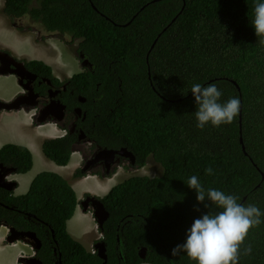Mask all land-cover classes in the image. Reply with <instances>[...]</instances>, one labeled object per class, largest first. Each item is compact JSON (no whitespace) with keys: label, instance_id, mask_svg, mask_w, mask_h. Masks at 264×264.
I'll return each mask as SVG.
<instances>
[{"label":"trees","instance_id":"1","mask_svg":"<svg viewBox=\"0 0 264 264\" xmlns=\"http://www.w3.org/2000/svg\"><path fill=\"white\" fill-rule=\"evenodd\" d=\"M257 2L7 1V15L28 14L46 31L79 41L75 51L92 67L71 81L92 91L98 83L100 97H114L111 110L105 100L98 107L101 128L115 129L139 166L148 156L158 164L153 177H129L101 198L109 213L102 225L106 264H196L186 253L172 256L171 250L186 240L195 219L220 209L207 200L197 202L195 190L187 186L193 175L205 190L234 195L238 203L254 204L264 213V44L252 27ZM31 65H41L50 75L51 67L43 62ZM196 83H215L220 103L240 100L230 124L196 126L198 106L190 91ZM70 146L65 138L49 139L42 152L64 166ZM0 161L17 173L32 167V155L23 146L2 145ZM209 167L212 175L205 173ZM76 203L61 175L41 171L23 195L10 196L0 188V225L21 230L23 224L32 230L41 244L42 264H58L53 249L61 255L60 264H102L66 231ZM18 210L30 213L38 224ZM119 219L126 221L121 233L115 230ZM249 246L252 251L245 255ZM140 247L145 248L144 258L139 257ZM240 253L239 264H264V223L250 229Z\"/></svg>","mask_w":264,"mask_h":264},{"label":"flooded vegetation","instance_id":"2","mask_svg":"<svg viewBox=\"0 0 264 264\" xmlns=\"http://www.w3.org/2000/svg\"><path fill=\"white\" fill-rule=\"evenodd\" d=\"M7 1L8 0H0V14L4 16L8 26L10 27V32L14 34L5 40V42H0V69H7L12 65V61L9 59V57H11L17 63V67L15 66L16 74L21 77V80H19L16 75H13L20 90L13 93L10 96L9 101L13 100L16 105L20 106V111H25L28 114V119L32 128L44 125H55V127L60 130V133L55 136H43L39 132L41 130L37 127L32 131V138L30 140L23 137L25 140L24 143H16L14 142L15 138L10 137L8 141L2 143L1 146L4 144H12L25 147L32 155L33 164L34 161H42V158L45 157L42 152V145L45 140L65 138L70 141L71 145L68 162L73 164L71 168L72 172L69 173V176L72 178H76L83 173H87L92 174V176L94 175L99 179H106L114 175L120 167H127L128 169L137 167L139 159L131 150L126 148V145L121 144V139H123L122 136L118 134L115 129L101 128L104 122L99 119L98 107H101V101L105 100L108 102L105 106L111 110V108L115 107L114 97H100L98 94V83H96L94 91H92L90 87H85L83 89L81 81L79 84H77L76 81H71L74 74L83 72L86 69H91L92 65L88 59L82 52L79 51L78 54H76L78 57L75 58L74 61L80 64L81 70L74 71L68 70L61 62V58L59 56V60L57 61V64H59L58 72H55L51 68L49 76L45 75L46 71L40 67L41 65H31V63H34L35 61H41L45 65L51 67L49 64L44 62L45 60L43 59H29L27 57H23L24 55L20 56V54H16L12 50L16 35H19V33H30L31 31L34 33L35 28L31 27L30 23L32 20L28 14H23L19 17L7 15L4 12ZM49 37L52 39L51 36ZM38 38L40 37L35 36L33 40L36 43H39L42 40H48H37ZM57 40L61 44H65L67 47L71 46V43L64 40L62 37H57ZM57 55L58 54L54 53V56H51L53 58H57ZM47 59L50 63L53 62L51 58L47 57ZM68 67L70 68L69 65ZM25 69L29 72V74L25 73ZM116 98L117 100L126 99L122 96H118ZM101 136H103V142L100 141ZM105 151L106 153H104ZM0 164L8 168V166L4 165L1 161ZM145 164L158 165L153 161L151 156L145 158ZM56 167H59V165ZM0 171L1 173H4L3 170L0 169ZM58 173L60 175V171H58ZM14 174L18 173L15 171L9 174L5 173L4 179L11 180L9 176ZM17 183L18 184L10 190H3H5L10 196H18L27 193L28 187L26 189H22V193H16L15 191L20 189L22 182ZM105 191H107L106 185L103 189V193ZM86 196L87 194L84 195L83 199ZM87 203L92 204L91 201H88ZM16 213L19 215L21 214L23 218L25 217L32 224H38L35 221L34 216L30 213L19 210ZM25 213H28L27 216ZM102 218L103 217H101V219ZM20 226H22L21 230H17L31 233L33 232L30 229H25L23 224H20ZM0 229L5 230L7 228L0 225ZM122 229L123 226L121 225V227L118 228V231L121 233ZM8 236L9 233L3 238L6 243L9 242ZM31 243L32 242L30 240L13 242V244H16L15 246H18L21 249L17 256L18 262L21 257L26 258L28 255L32 254ZM40 251L41 244L37 247L36 254L38 255ZM139 252L142 255L144 248L142 247ZM28 264L37 263L31 261Z\"/></svg>","mask_w":264,"mask_h":264},{"label":"clouds","instance_id":"3","mask_svg":"<svg viewBox=\"0 0 264 264\" xmlns=\"http://www.w3.org/2000/svg\"><path fill=\"white\" fill-rule=\"evenodd\" d=\"M253 12H254V18L252 21V27L255 30V34L261 37L260 43L264 44V0H258V2L255 3ZM31 23L36 24L34 22H31ZM37 30H40V33L39 31H36L37 33H35L36 36L40 37L37 40L48 39V41L44 42V44L49 41H52L49 36H51L52 38L54 36L53 33H56V32L46 31L42 27ZM30 33L32 34L33 38H35V35H33V32L31 31ZM56 34L58 37L62 35L58 33ZM67 41H70V39ZM74 71H78V70H74ZM0 76H3V75H0ZM190 91H191L192 96L194 97L195 104L198 106L194 115L197 121L196 126L200 129H203L205 125L208 124L209 122L214 127H218L221 124H230L239 113L240 100L238 98H230L225 103L218 102L221 96V92L218 90V87L215 83L208 84L207 86H201V84L196 83L192 85ZM0 101H3V100L0 99ZM8 101H4V102H8ZM0 111H5V110H0ZM8 111H12V110H8ZM58 133L60 132H57L56 134ZM240 142H241V139H240ZM44 158L46 160L51 161L47 157H44ZM51 162L54 163L53 161ZM68 164L69 162L66 165ZM145 165H149V166L152 165L153 167H158V165L145 164V163L141 165V167L138 164L137 167L129 168V169L127 167L126 168L120 167L117 169L114 175L106 179L98 178L99 180H106L107 191H105L103 194H100V193L95 194L90 191H84L80 195H78L75 188L73 187L71 181H75L87 175L92 176V174L83 173L82 175L76 178H72V177L66 178L61 175L69 183V185L72 187L76 195L77 203L75 204V208L73 210L72 215L74 214V211L76 210V208H79L84 213H89L94 223V226H95V237L96 238L87 247L80 239H77L74 236H72L67 230V222L72 217V215L66 221V231L75 241H78L80 244H82L84 248L90 253L97 255V249L95 246L98 243H102L104 246V253L106 256L105 259H102V264H106L107 258H108L107 251H106L107 241L104 240L102 225L105 222V220L108 218L109 213L106 207L104 206V204L102 203L101 198H103L110 191L112 187H114L116 184L124 181L125 179L129 177H132V176L153 177L154 175L149 176L150 175L149 172L146 173L147 175H139L135 173V172H138L140 169H142L143 166ZM32 167H33V164H32ZM59 167H62V166H59ZM6 169H9V168H6ZM125 169L130 170L131 175L127 177H122L123 176L122 172ZM29 171L31 170H28L27 172ZM43 171H52V170H43ZM11 172L13 171L11 170ZM27 172L18 173V174H26ZM52 172L59 174L58 171H52ZM205 173L207 175H212L213 169L211 167L206 168ZM34 174L36 175L37 173H34ZM35 175L31 178L30 182L35 177ZM115 178L118 179V181L114 183V185H112L113 184L112 180ZM8 181L15 182V186L16 184H18L17 183L18 181L16 179H11ZM29 184H28V187H29ZM187 186L190 189L195 190L196 200L198 203H202L205 200H207L211 204H214L218 209H220V211L214 214L208 212L207 214L202 215L200 218L195 219L190 229L186 233V240L182 244L176 245L171 250V255L177 256L181 252L186 253L187 257L190 260L195 261L196 264H239V258L241 254L240 253L241 245L246 240L250 229L254 227H258L261 223H264V220L261 219V217L264 216V213H262L261 210L254 204L245 205L243 203H238V198L234 195L225 194L223 191L217 190L214 188L205 190V188L202 186V184L200 183L196 175H193L188 179ZM15 192L17 193V191ZM85 194H87L86 197H93L102 203L103 209L108 214L105 220H103V218L102 219L100 218V220H96L97 218L96 219L94 218V215L92 213V208H91L92 204H88L87 203L88 201L84 202L86 204V207L83 205L82 202L86 198L85 197L83 199ZM205 207L207 208L208 204H205ZM125 223L126 221H122V219H119L116 224L115 230L118 231V228H120L121 225L124 226ZM2 226L6 228L8 227L6 225H2ZM8 228L5 229L4 237L8 235ZM32 233L34 234L38 242L37 247H39L40 241L38 240L36 234L34 232ZM116 240H117V244L119 245V238L117 237ZM3 241L7 245H13V242H16V241L21 242L24 240L18 239V240H15V241L13 240L12 242H8V243H6L5 240ZM37 247L34 249L32 248V254L30 255L35 256L39 260L38 255L36 254ZM141 248L142 247H140V249ZM140 249L138 250L139 257L144 258V252L141 255L139 252ZM144 251H145V248H144ZM251 251L252 249L249 246L245 249L244 254L248 255L251 253ZM30 255H28L27 257H29ZM53 255L55 257V261L58 264H60L61 255L57 249H53ZM39 261L41 264V260ZM19 262L18 264H20ZM141 264H147V263L143 262Z\"/></svg>","mask_w":264,"mask_h":264},{"label":"crops","instance_id":"4","mask_svg":"<svg viewBox=\"0 0 264 264\" xmlns=\"http://www.w3.org/2000/svg\"><path fill=\"white\" fill-rule=\"evenodd\" d=\"M1 30H2V26H1V20H0V31ZM9 30H10V27H9ZM26 34H30L32 36L31 33H25V34L19 33V35H21L20 38L22 40H25L24 35H26ZM17 37L18 36H16L15 38L17 39ZM32 39H33V36H32ZM46 41H48V40H46ZM46 41H41L39 43L44 44V42H46ZM0 42H5V41L0 39ZM12 47H13L12 50L16 54H18V55L20 54V56L24 55L23 57H27L29 59L36 58V59H40V60H42V59L45 60L44 62L49 64L51 66V68L55 71V69H54L55 63H50V61L47 59V57H43V56L31 57V56L25 55L24 53L18 52L14 48V45ZM15 80H16L15 77L13 75H10V74L0 76V99L1 100L8 101L10 99V96L13 93L20 90V88L16 84ZM37 127L41 130L39 132L43 136L44 135L53 136L57 132H60V130L53 125H44V126H37ZM37 127H34V128H37ZM34 128H32L30 121L28 119V114L25 111H20V109L16 110V111H10V112H8V111L2 112L1 111V113H0V146L2 143L7 142L10 137H14L15 138L14 142H16V143L17 142L18 143H22V142L24 143V141H25L24 138L30 140L32 138V131L34 130ZM13 131L16 132V135H12ZM25 145H27V144H25ZM33 160H34V158H33ZM42 162L44 163L45 168H50V169H55V170H58L59 168H61V167H56V165L49 160L42 159ZM33 165H34V162H33ZM34 173H36V172L35 171H32V172L29 171L26 175L25 174H14V175L9 176V178L10 179H16L18 182H22L21 183V186H22V184H23L22 179L24 178V176H29V181H28V184H29L31 178L35 175ZM91 180L97 181L96 186L98 189H100L101 186H103V189H104V187L106 185V180H99L95 176L87 175V176H84L80 179L72 181V185L75 188L78 195H80L84 191H90V192H93L95 194H99L98 192H95L93 190H89V188L87 187V184ZM78 182H81L80 185L83 188L78 187ZM84 182L86 184L87 189L84 188ZM16 191H17V193H22V190H20V189H17ZM67 230L72 236H74L77 239H80L85 244V246H87V247L96 238L95 237V226H94V223L92 221L90 214L84 213L79 208H76V210L74 211V214L68 220ZM4 235H5V230L0 229V250L7 251L9 256L5 262L0 261V264H15V260L17 259V256L20 253L21 249L18 246H15L16 244H13V245L5 244L3 241ZM13 247H14V249H13Z\"/></svg>","mask_w":264,"mask_h":264},{"label":"rangeland","instance_id":"5","mask_svg":"<svg viewBox=\"0 0 264 264\" xmlns=\"http://www.w3.org/2000/svg\"><path fill=\"white\" fill-rule=\"evenodd\" d=\"M0 20H1V26H2V30L0 31V39L1 40H7L11 35H13L14 33H11L9 30V26L6 22V19L4 18L3 15L0 14ZM31 26H33L35 28V31L33 33V35H35L37 29H40L41 27L39 25L30 23ZM53 37H52V41H49L45 44H40V43H36L33 39L32 36L30 34H26L24 35L25 40H22L20 38L21 35H16L18 36L17 39L14 40V48L20 52V53H24L25 55L31 56V57H38V56H43V57H49L53 60V62L51 63H55L54 64V69L55 72H58V68H59V64H57V61L59 60V56L61 58V62L65 65V67L68 70H81L80 64L78 62H75L74 59L77 58L78 56L76 55L77 52L75 51V46L77 45V43L79 42L76 39H71L69 38V36L67 35H61L59 36L60 38L64 37V40H69V43H71L70 47H67L64 44H61L58 40H57V34L53 33ZM36 36V35H35ZM57 36V37H56ZM54 53L58 54L56 57L57 58H53L52 56H54ZM52 55V56H51ZM68 65L70 66V68L68 67ZM12 135H16V132L13 131ZM44 160H46L44 157L42 158ZM36 160V159H35ZM56 165V164H55ZM57 166V165H56ZM73 164L69 163L66 166H62L61 168H59L58 170L55 169H50V168H45L44 167V163L42 161H34V165L33 167H31V172L35 171L36 173H38L39 171H43V170H52V171H60V175H62L63 177H68L69 173H71V168H72ZM33 168V169H32ZM149 168V170H148ZM158 171V167H153L152 165H145L143 166L142 169H140L138 172H135L139 175H147L146 173L149 172L150 175L149 176H153L155 174H157ZM123 176L122 177H127L129 175H131L130 170H123ZM23 180V184L20 187V189H26L28 187V181H29V176H24ZM118 181V179H113L112 180V185H114V183H116ZM72 182V181H71ZM81 182H78V187L81 188L82 186L80 185ZM83 183V182H82ZM97 181H90L87 184V187L89 188V190H93L95 192H98L100 194H103V186L100 187V189L97 188L96 186ZM83 188V187H82ZM84 188H86V184L84 182ZM23 248V247H22ZM9 254L7 251L5 250H0V261L1 262H5L8 258ZM15 264H18L17 259L15 260Z\"/></svg>","mask_w":264,"mask_h":264},{"label":"water","instance_id":"6","mask_svg":"<svg viewBox=\"0 0 264 264\" xmlns=\"http://www.w3.org/2000/svg\"><path fill=\"white\" fill-rule=\"evenodd\" d=\"M37 31H39V30H37ZM9 59L12 61V65H11L12 67L10 66L7 69H0V75L14 74L18 77L19 80H21V77L16 74L17 63L13 60V58L9 57ZM25 73L29 74V72L26 71V69H25ZM15 101H16V99H15ZM13 108H15V109H13ZM17 109H20V106L16 105V103L13 100L8 101V102L0 101V110H17ZM104 153H106V151ZM0 169L4 171V173H1V171H0V188L6 189V190L12 189L15 186V182L8 181V180L4 179V174L5 173H8V174L12 173L11 172L12 169H10V168L6 169L1 164H0ZM85 201H91L92 202V207H91L92 213L94 215V218L95 219L97 218L96 220H100L101 217H103V220H105L107 218L108 214L103 209L102 203L100 201H98L97 199H95L93 197H86L85 200L82 202L85 207H86V204L84 203ZM8 233H9V236H8L9 242H12L13 240L15 241L18 239L24 240V241L30 240L32 242L31 245H32L33 249L38 246L37 245L38 242H37L34 234L31 232L19 231V230H15L12 227H9ZM95 247L97 249V256L100 257L101 259H105L106 256L104 253L103 244L98 243V244H96ZM19 261H20L19 262L20 264H28L31 261H34L37 264H40V261L35 256H32V255H30L29 257H26V258L21 257Z\"/></svg>","mask_w":264,"mask_h":264},{"label":"bare ground","instance_id":"7","mask_svg":"<svg viewBox=\"0 0 264 264\" xmlns=\"http://www.w3.org/2000/svg\"><path fill=\"white\" fill-rule=\"evenodd\" d=\"M13 249H14V247H13ZM16 250V249H15Z\"/></svg>","mask_w":264,"mask_h":264}]
</instances>
